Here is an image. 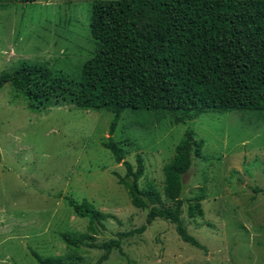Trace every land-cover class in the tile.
Masks as SVG:
<instances>
[{"label":"rangeland","instance_id":"obj_1","mask_svg":"<svg viewBox=\"0 0 264 264\" xmlns=\"http://www.w3.org/2000/svg\"><path fill=\"white\" fill-rule=\"evenodd\" d=\"M91 1L0 3V73L40 63L55 85L36 108L0 88V264H264V110L125 109L109 134L112 112L72 103L80 66L95 51ZM186 130L202 146L182 174L179 215L204 251L160 218L134 233L147 209L130 204L113 174L140 161L139 188L152 186L156 206H169L164 168ZM109 137L123 151L118 161ZM67 198L92 206L91 228ZM195 203L202 215L192 218Z\"/></svg>","mask_w":264,"mask_h":264},{"label":"trees","instance_id":"obj_2","mask_svg":"<svg viewBox=\"0 0 264 264\" xmlns=\"http://www.w3.org/2000/svg\"><path fill=\"white\" fill-rule=\"evenodd\" d=\"M12 0H0L5 3ZM31 2L34 0H16ZM89 34L95 51L80 66L72 103L83 109H105L117 117L125 109L197 112L203 109L264 110V0H92ZM51 68L20 63L0 73V88L8 84L25 95L32 108L43 105L54 88ZM104 145L118 161L123 151L111 138ZM202 140L183 132L164 168L166 207L156 206L159 196L150 185L139 188L142 164L128 163L118 183L130 204L147 209L141 233L160 218L173 224L180 240L205 250L187 233L179 215L182 174L192 166ZM77 217L94 221L92 206L67 198ZM187 215H202L199 203ZM110 241L101 245L106 258ZM37 260L39 259L36 256Z\"/></svg>","mask_w":264,"mask_h":264}]
</instances>
